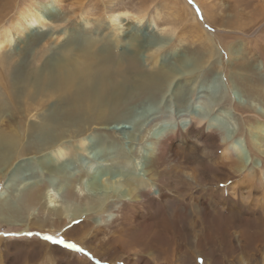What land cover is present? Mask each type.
<instances>
[{"label": "rangeland", "instance_id": "rangeland-1", "mask_svg": "<svg viewBox=\"0 0 264 264\" xmlns=\"http://www.w3.org/2000/svg\"><path fill=\"white\" fill-rule=\"evenodd\" d=\"M31 1L19 0V5L14 6V10L12 9L4 20L0 21V31L2 28L10 31V26H12L13 21L22 10L23 3L28 5V2L31 3ZM78 1H82L84 10L88 11V14L85 15L88 20L87 25L83 19L84 16L80 15L77 9L69 7L70 3ZM49 4L46 5V8L47 6L48 9L50 8L48 10L50 13L56 14L59 11L61 18L67 16L69 20L66 21V24L51 23L43 16V20L45 19L43 21L45 25L42 28L43 33H58L65 30L70 35L71 42L83 45L84 37L89 36L82 31L83 29L92 31L94 37L102 35L101 37L104 38H109L114 34L115 37L122 39L123 35L128 32V34H134L138 41L137 44H141L143 47L154 45V48L157 49L156 55H154L165 66H175L177 65L176 61L179 60L182 61L183 66L189 65L193 67L195 65L197 67L205 66V68L197 80L190 84L194 86V94L188 97L184 105H180L181 107L172 105L171 102H160L158 99L159 92H157L151 98L140 99L135 103V108L133 107L127 113L103 114V117L96 112L77 116L71 115L61 120L59 123L60 128L58 126L52 128L47 125L50 120H53L52 117L57 116L49 107L51 103H46L44 108L34 106L28 114H22V116L24 115L23 117H18L15 114L16 119H20L25 126L19 130L6 129L5 127V129L3 127L0 129V134H3V136H18V144L13 147L7 146L4 141H2V144L0 143V155H2L0 156V193L4 192V197L9 199L6 202L2 200V203H6L9 206L7 213L8 215L10 214L8 216L6 213L7 218L2 214L3 223L0 225V264H17L18 262H20L19 264H264V240L261 238L263 242L259 244L257 238H255L256 241L250 239L251 235L253 238L254 232L258 235L259 233L261 234L264 226V190L258 189L254 194L252 193V196L255 195L254 199L258 197L257 195H262L260 196L261 203H255L258 204L257 207H252L253 209L256 208L255 211L257 212V215H254L253 218L252 216L250 218L244 217L248 214L246 215V211L243 209L245 207H242L244 204L247 206L253 204L252 201L238 202L236 208H232L228 203L218 201L220 197L218 188L223 189V186L228 187L234 184V176L228 175L229 169L223 165L228 163V159H225L227 157H225L226 153L224 154L223 147L225 146L219 142V137L217 136L219 133L216 132L218 134L214 135L216 136L214 143L196 142L194 139H188L185 135V132L191 126H195L194 122L190 123V121L194 120L200 121L199 129L206 135H210L209 132H206V128L209 125L210 128H220L221 131L223 129L224 133L221 132L223 133L222 135H225L228 140H234V144L237 143L236 148L240 150L242 160L247 161V164L251 163L250 169L248 167L249 170H252L251 167L256 163L260 164L258 150L253 151L256 156L258 154L257 158L247 146V141L254 143V145L261 143L264 148L263 132L261 133L260 131L262 138L253 129L256 124L264 122L262 121L264 120V21L253 27L249 32L245 28L247 25L252 26L249 21L259 12V0H252L251 2L249 0H238L237 3L236 0H67L63 2L64 10L63 8L55 7L53 3L49 2ZM104 5L111 7V9L114 8V11L111 12L114 13L113 15L118 14L116 23L113 24L114 26H111L108 19L105 20L103 27L97 25L101 19V13H106L103 9ZM116 11L118 12L115 13ZM124 12H127L126 16H124ZM75 13L76 15L74 16ZM209 15L217 20L211 27L206 20H210ZM107 16H110V13H107ZM200 23L204 27L201 28ZM129 25L130 29L124 32ZM202 29L211 36L209 44L206 41V33L204 34ZM19 36L21 35L11 29L9 44L4 48L5 50H1L2 54L10 56L9 60L11 62L9 61V65L11 67L14 66L10 74L12 82H17V79L27 77L26 72L31 71V66H35L36 68L34 69L40 70L41 73L45 71L43 74L53 71L52 60L59 58L61 54L59 52V44L63 40L68 41L64 36L65 38L61 39L58 45H51L46 48L43 62L41 61V65H35L30 63L33 53L31 49L26 50L27 55L24 53V55L20 56L19 53L21 48H24L27 44L28 39L37 36V33L25 35L24 37ZM129 38L124 37V42L122 41L119 44L120 46L116 51V55H119H117L118 57L136 56L133 47L127 43ZM159 46H162V48L160 49ZM97 47L101 49V44ZM50 51L51 53H49ZM137 55H139L138 59L145 68L148 69V67L152 66L148 60L150 54L145 52ZM19 60L25 61V65L21 66V68L18 67L19 64L17 63ZM239 64H244L246 68L240 69L238 67ZM10 112L11 108L9 107L5 114ZM20 112H23V110L18 113ZM243 118H249L251 122L244 124ZM32 124H35V127L30 128L29 126ZM116 124L123 126L124 131L113 134L100 129L104 126ZM216 126L218 128H215ZM46 128L51 129L46 130ZM163 132H168L169 136L167 135L166 141H164L158 155L162 164L161 170L163 171L160 170L162 181L159 189L162 194L159 200L156 193L151 194L150 191H146L148 197H146V200H149L148 204L135 205L131 201L122 202L120 203L119 211L110 210L100 215V211L93 210L94 208L89 205L90 201L85 196L86 191L83 190L81 195L83 198L81 200L89 207L86 206L85 208L87 209H85L83 201H66L67 210L73 215V218L65 221L61 231L66 233L71 231L72 233L76 229L81 228L82 231L80 233L70 236L71 239L80 240V243L68 237V241H64L65 239L61 237L60 232H52L54 229L50 224L43 227L46 231L42 229L35 231L36 227L42 226L37 221L40 220L41 214H37V211H35L34 216H30V218L27 216L25 207L22 208L17 201L25 189L31 188V185L36 183H44L51 193H55V199L61 202L65 200L62 184L66 180L76 176L81 177L82 183H86L88 178L98 172L111 170L114 172L103 173L107 174L108 177L110 175L111 179L107 180V176H102L103 179L100 177L99 184L102 180L105 186L109 189L111 187L110 192L116 195L127 194L128 187L124 181H131L135 185L134 181L140 179V175L141 178L148 175L147 173L150 169L148 161L151 157L149 145ZM153 137L154 139L151 140ZM80 138L85 139L83 141L85 146L83 150H81L78 143ZM169 138L173 139V142ZM256 138H259V140H255ZM59 139L65 144L68 153L58 158L48 153L58 143ZM19 144L20 148L18 147ZM167 146L168 148H166ZM176 155H178V158ZM185 157L186 159H183ZM172 158L183 159L181 161H201L206 168V179L209 183L205 186V190L200 191V189L193 186L188 187L181 184L180 179L173 173ZM36 159L38 161L45 160L47 168L48 164L62 166L61 170L63 171L60 173L65 175H61V178H59V172L50 175L48 173L40 174L34 166ZM260 169L262 168H257L256 172L258 176L264 177V174H260ZM123 172L129 173L130 176ZM118 174L121 177L126 175V177L121 178ZM170 177L172 178L170 179ZM84 186L85 189H89L87 188L88 184ZM155 189V187H152L151 191ZM227 193L229 195L230 191L227 190L225 196ZM260 197L257 199H260ZM201 201L204 202L202 208L205 209V211L203 210L205 220L210 224L204 225L200 218L202 215V212L199 211L202 204ZM228 201L229 199L226 198V202ZM214 203H216L215 206H212ZM35 205L33 208L40 212L41 207L38 204ZM221 206L228 209L226 214L230 213V216L232 212L239 214L238 210H240L242 218L239 220L240 223L238 225L241 226L243 224L244 226L252 222L250 224L253 226H251V230L246 229L244 231L245 236L243 234L242 238L216 237L212 230L216 226H221V224L225 226V224L229 223H227L228 219L230 218L229 221L232 219L228 216V219L225 218L222 221L217 218L221 224L213 221L212 208L216 207V209H219ZM114 214L116 217H112V219L108 217ZM247 218L250 221L246 223ZM12 219L29 224L35 229L26 233L21 227L9 225L13 221ZM252 219L255 220V223H253L254 220ZM235 220L233 218V222ZM211 227L214 228L211 230ZM119 230L123 232L120 235ZM108 232L111 235H106ZM46 236L52 237V239H46ZM194 236L198 237L195 241ZM245 238L248 239L246 240ZM56 241H62V243H57ZM38 244L57 247L65 250V253L56 252L52 249H50V253H47L46 249L38 247ZM87 244L90 249H88ZM69 245H75V247H69ZM94 248L98 257H93ZM144 248L147 251H144ZM27 255H32L31 261L27 259ZM37 257L40 258L37 260Z\"/></svg>", "mask_w": 264, "mask_h": 264}, {"label": "bare ground", "instance_id": "bare-ground-1", "mask_svg": "<svg viewBox=\"0 0 264 264\" xmlns=\"http://www.w3.org/2000/svg\"><path fill=\"white\" fill-rule=\"evenodd\" d=\"M64 1H67V0H41V1L32 0L31 3L28 2V5L23 3L22 10L20 11L17 18L13 21L12 26H10L11 29L15 33L20 34L22 37H24L25 35H32L34 33H37V36L31 37L28 39L27 44L24 46V48H21V51L19 53V55L21 56V55H24V53L25 54L27 53L26 50L31 49L33 51V53L31 55L32 58L30 59V63L35 64V65L36 64L41 65V61L44 58L46 48H49L51 45H58L59 44L58 42L61 39H64L65 37H66V39H68V41L63 40V42L61 44H59V52L61 54L59 55V58L52 60L53 65H54V67H53L54 70L51 72L43 74L45 71L41 73L40 70L34 69V68H36L35 66H31V71L26 72L27 77H25L23 79L19 78V79H17L18 80L17 82L13 81L14 82L13 83L12 79L10 77V74H11V71L14 68V66L11 67L9 65V61L11 62V60H9L10 56H6V55L2 54V51H1L2 49H4L9 44V36H10L11 29H10V31L5 29V28L1 29V31H0V129H2V127L3 128L5 127L6 129L11 128V130L12 129L19 130V129L23 128L25 126V124H23L20 119H16L15 114H17L18 117L19 116L23 117L24 115L22 116V114H26V113L28 114V112L31 111V108H33L34 106H39L40 108H44L46 103H51V106L49 105V107H51L50 109L57 115V116H54V118L52 117L53 120H50L49 123L47 122L48 123L47 125L52 127V128L57 127V126L60 128L61 126H59V123L61 122V120L65 119L67 116L69 117L71 115L77 116L79 114H85V113L93 114V112H96L97 114H99V116H102L103 114L104 115H107V114L112 115V114H118V113H127L133 107L135 108V106H134L135 103L138 102L140 99L151 98L157 92H159L158 93L159 94L158 99L160 100V102H163V103L171 102L172 105H175V106L184 105L187 98L191 97V95L194 94V88H193L194 86L190 85V84L192 82H194L195 80H197V78L203 73L202 71L205 68V66H199V67H197L195 65L193 67H190L189 65L183 66L182 61H179V60L176 61L177 65H175V66H165V65H163L164 63L161 64L160 63L161 61L159 62V60L157 59L158 57L155 56L157 49L154 48V45L153 46L148 45L146 47H143L141 44H137L138 41H137V38L134 36V34L132 35V34H128V32H126V34L123 35L122 39H119V37L118 38L115 37L114 34H113V36L109 35L110 36L109 38H104V37H101L102 35L99 37L98 36L94 37L92 35V31L83 29L82 31L84 33L88 34L89 36L84 37V39H83L84 42L82 45V44H75V43L71 42L70 38H69L70 35H68L65 30L59 31L58 33H56V32L55 33H43L42 28H44V26H45L43 21H45V19L49 20L51 23H59V24H66V21L69 20L68 19L69 17H67V16H64V18L63 17L61 18L60 17L61 13H59V11L56 14H52L48 11L50 8L48 9V6L46 8V5L49 4V2H50V3H53L55 5V7H60L61 9L63 8V10H64V8H65V6H63ZM251 1L252 0H249V2H251ZM81 2L82 1H78L76 3L72 2L69 4L70 5L69 7L70 8L73 7V9H77V11L80 12V15L84 16L83 19L85 21V24L87 25L88 20H87V18H85L86 17L85 15L88 14V11L84 10V6L82 5ZM237 2H238V0H236V3ZM19 3H20L19 0H0V21L1 20L3 21L4 18L14 8V6H16V5L18 6ZM66 4H68V3H66ZM259 4H260L259 5V12L255 16H253L251 18V20L249 21V23L252 26L247 25L245 27L246 31H248V32L253 27H255L256 25H258L259 23L264 21V0H259ZM103 9L106 11V13H104V12L101 13L102 14L101 19L99 20L97 25H99L100 27H103L105 20L108 19L111 23V26H114L113 24L116 23V20L118 18L117 17L118 14L113 15L114 13H111V12L114 11V8L111 9V7H109L107 5H104ZM77 11H74V12H77ZM117 12L118 11H116L115 13H117ZM107 13L108 14L110 13V16H107ZM126 13L127 12L123 13L124 16L127 15ZM72 14H73V11H72ZM75 15H76V13L74 14V16ZM43 16L46 17L44 20H43ZM130 16H132V15H130ZM138 17H140V16H138ZM208 17L210 18V20L206 19L207 24L210 25V27H211L217 22V20L213 19L210 15ZM96 20H98V19H96ZM200 25H201V28L204 27L203 24L200 23ZM80 29H81V27H80ZM129 29H130V25L127 26V28H125L124 32L126 30L128 31ZM202 31H203V29H202ZM203 33L204 34L206 33V37H207L206 41L209 44V39L211 37L210 34L205 32V31H203ZM21 36H19V37H21ZM130 36H133V37H130ZM124 37L125 38L130 37L128 39L127 43L133 47V50L136 53L137 57L135 55H133V56H127L125 58H123V57L121 58V57H118L119 56L118 54H117L118 56L116 55V51L118 50V47L120 46L119 44L123 41ZM99 44H101V49L97 47ZM159 47H160V49L162 48V46H159ZM206 49H207V47H206ZM57 50H58V48H57ZM204 51H205V49H204ZM52 52H54V51H52ZM145 52L150 54L148 60L152 64V66L148 67V69L145 68V66H143L142 63H140V61L138 59L139 55H137V54L145 53ZM49 53H51V51ZM54 57H55V55H54ZM21 59H23V58H21ZM47 59H49V58H47ZM24 62H25L24 60H19L17 63L20 66L18 65V67H20V68H21V66L23 67V65H25ZM45 62H46V60H45ZM10 64L12 65V63H10ZM47 64H49V63H47ZM28 65H29V63H28ZM37 66H39V65H37ZM238 67L240 69L246 68V66L244 64H239ZM27 68H29V67H27ZM149 70H151V71H149ZM14 78H15V76H14ZM9 107L11 108V112L9 114L6 113L7 114L6 115L5 112L7 111V109ZM182 107H184V106H182ZM22 110H23V112L18 113L19 111H22ZM95 117H97V116H95ZM263 118H264V116H263ZM45 119H46V117H45ZM70 121H71V119H70ZM262 121H264V120H262ZM191 122H194L195 126H193V127L191 126V128H189L185 132V135L188 137V139L191 138V139H194L196 142H202V143L203 142L204 143H206V142H213L214 143V141L216 140V136H214V135L215 134L217 135L219 133L220 136H219V134L217 135L219 137V142L221 144H223V146H225V147H223L224 148V154L226 153L225 157L226 156L227 157L225 159H228V163H224L223 165H224V167H227L229 169L228 175L234 176V184L233 185L231 184L228 187L223 186V189L218 188V190L220 191L219 192L220 197L218 198V201H222V203L223 202L228 203V204H230V206H232V208L233 207L236 208L238 202L242 203V201L246 202V200L252 201L253 204H249L248 206L244 204V206H242V207H245L243 209L246 211V215L248 214L247 216H244V217L250 218L252 216V218H253L254 215H257V212L255 211L256 208L253 209L252 207H255V206L257 207L258 204H255V203H261V197L260 196H262V195L256 194L258 197H260V199H257L258 197L254 199L253 197L255 195L254 196H252V195L258 189L264 190V183H263L264 177L258 176V174L256 172L257 168L260 167V168H262L259 171L260 174H264V159H263L264 158V148H263V146L261 145V143L254 145V143L248 142L247 141L248 138H247V140H246L247 146L249 147L250 151H252L253 155L256 156V154L253 151L258 150L259 157H260L259 158L260 164L256 163L255 165H253V167H251L252 170H249L250 169L249 166L251 165V163L247 164V161L242 160L240 150H238L236 148L237 143L234 144V140H231V139L228 140V138H226L225 135L223 136L222 135L224 133L223 129L221 131L220 128L214 129V128H210V125L209 126L207 125L208 127L206 128V132H209L210 135H208V134L206 135L203 133V131L201 129H199L198 125H200V121L194 120V121H190V123ZM249 122H251V120H249V118H246V119L243 118L244 124H248ZM213 126H215V125H213ZM29 127L30 128L35 127V124H32ZM36 127H38V126H36ZM215 128H218V127L216 126ZM47 129L48 128H46V130ZM49 129H51V128H49ZM100 129L102 131L112 132L113 134H115L117 132H121L122 130L124 131V127L121 126L120 124H116L113 126H104ZM253 129L255 130V132L257 131L256 133L262 137L261 133L263 132V134H264V122H260V123L256 124ZM58 131L60 132V130H58ZM260 131H261V133H260ZM42 132H44V131H42ZM216 132H218V133H216ZM221 132H223V133H221ZM167 133L163 132L159 137H157L155 139L153 137L151 139V140H153V139L154 140L149 145L151 157H150V160L148 161L150 169H149L148 173L146 172L148 175H146V176L142 175V176H145L143 178H141V175H140L139 176L140 179H137L134 181L136 183L135 185L131 181H127V182L124 181L128 187L127 194L116 195V194L110 192L109 190L111 189V187L109 189L107 186H105L103 184L104 181H102V180H101L102 184L101 183L99 184L102 176L103 177L107 176V174H109V172L111 171V170H109V171L103 170L102 172H100V173L98 172L94 176L90 175L91 178H88L86 183H82L81 177H76V176L74 178H70V179L66 180L65 183L62 184V187L64 189V194H65L64 195V197H65L64 201L58 202V200L55 199V195H54L55 193L54 194L51 193V191L49 189H47V187L44 183H42V184L36 183V184L31 185L32 187L29 189L28 188L25 189L24 192L21 194V196H19L17 201L21 204L22 208L25 207L26 212H27V216H29V217L34 216L35 211H37L36 212L37 214L38 213L41 214L40 220H37V221L40 223L39 225H42V226L36 227L35 231L40 230V229L46 231V229H44L43 227L48 226L50 224L54 229L52 232H60L61 237L64 238L65 239L64 241L67 242L68 238L71 239L70 236H72L73 234H78L82 230H81V228H78L75 231H73L72 233H71V231L68 232L71 234H68L66 232H61L63 225H65V221L73 218V215H71L69 213V211L67 210L68 206H67L66 201H68V202L69 201H74V202L83 201V200H81L83 198V197H81L83 190L86 191L85 196H87L88 197L87 199L90 201L89 205L92 208H94L93 210L100 211L101 212L100 215L101 214L103 215V213L108 212L110 210L111 211H113V210L119 211L120 207H121L120 203H122V202L131 201L135 205L136 204L143 205V203L148 204L149 200H146V197H147L146 191H150L151 194L156 193L157 199L159 200L160 195L162 194L161 190L159 189V186L161 185V181H162L161 180V178H162L161 174L162 173H160L162 164H161V161H160L158 155L160 154L161 147H162L164 141H166L167 135L169 134V133L168 134ZM238 133H240V132H238ZM243 135H244V130H243ZM5 136H3V134L2 135L0 134V143L1 144H2V141L6 142L7 146H11V147H13L15 144H18V142H17L18 136L17 137H14V136H6L5 137ZM48 136H49V134H48ZM113 137H115V136H113ZM256 137H257V135H256ZM57 138H58V136H57ZM169 139H171V138H169ZM257 139L259 140V138H256L255 140H257ZM20 140H21V138H20ZM84 140H83V138H80L78 140L79 141L78 143L80 144L81 150H83V148L85 147L84 142H83ZM172 140L173 139H171V142H173ZM251 141H253V140H251ZM253 142H255V141H253ZM19 146H20V144L18 145V147ZM95 147H97V146H95ZM87 148H88V146H87ZM166 148H168V146ZM67 153L68 152L66 150L65 144L62 141H60V139H59L58 143L52 148V150L49 151L48 154L49 155L53 154L59 158V157L65 156ZM148 154H149V150H148ZM0 156H2V155H0ZM177 156L178 155H176V157ZM187 156H189V155H187ZM257 156H258V154H257ZM129 158H130V156H129ZM183 159H186V157ZM183 159H181V160H183ZM181 160H179V159H173V161L170 160L173 162V173L177 176V178L180 179L181 184L188 186V187L193 186L197 189H200V191H203L205 186L208 185L209 183L206 179V168L203 166L202 162L199 160H193V161H188V160L181 161ZM39 161H38V159H36L34 162V166H35V169L37 170V172H39L40 174L48 173L50 175V174H57L58 172L62 173V171H63V170H61L62 166L59 167V165L53 166L52 164L51 165L48 164V168H47L45 166V163H46L45 160H39ZM162 161H163V159H162ZM223 161H224V159H223ZM53 164H54V162H53ZM65 164H64V166H65ZM22 167H23V165H22ZM166 167H167V165H166ZM248 167H249V169H248ZM113 172L114 171H111V173H113ZM0 173H1V169H0ZM61 173H60V177L58 176L59 178H61V175H62ZM103 173H107V174H103ZM167 173H168V170H167ZM124 174H126V173H124ZM132 174H135V173H132ZM170 174L172 175V173H170ZM64 175H62V176H64ZM121 175H122V173H121ZM126 175L130 176L129 173H127ZM126 175H125V177H126ZM235 175H238V176H235ZM116 176H117V174H116ZM118 176H120V175L118 174ZM125 177H121V178H125ZM106 178H107V180H110L111 176L109 175V177L107 176ZM106 178H105V180H106ZM136 178H138V177L136 176ZM163 178H165V177H163ZM171 178L172 177H170V179ZM114 179H113V181H114ZM117 179H119V178H117ZM121 182H122V180H121ZM85 184H88L87 188H89V189H85V186H84ZM223 184H225V183H223ZM152 187H155L156 189L154 191H151ZM210 187H212V186H210ZM240 189H242V191H240ZM206 190H207V188H206ZM227 190L230 191V194L228 195V193H227L225 196V192H227ZM114 191H115V188H114ZM207 195H209V194H207ZM226 198L229 199L228 202H226ZM2 200L4 202L9 200L7 197H4V192L0 193V202H1L0 203V225H2V223H3L2 222L3 221L2 220V214H4L5 218H7L6 213H7V210L9 208V206L6 203H2ZM139 202H141V203H139ZM201 202H202V204H201V208H199V211L202 212V215L200 218L202 219V223H204V225H205L209 222H206V220H205V214L203 213V210L205 211V209L202 208V206L204 205V202L203 201H201ZM35 204H38L41 207L40 212L33 208L36 206ZM215 204L216 203H214L212 206H215ZM83 206H84V208L87 206V204H84V201H83ZM87 207H89V206H87ZM228 207H229V205H228ZM232 208H231V210H232ZM260 208H261V206H260ZM85 209H87V208H85ZM212 210H213L212 211L213 212V221H217L220 224H221V222H219L217 220V218L220 219L221 221L225 220V218H227V216L232 218L231 221H229L230 218L229 219L227 218L228 219L227 223L228 222L229 223L225 224V226H222V224H221V226L219 225L217 227L215 225L216 228L214 230H212L214 227L213 228L211 227V230L214 231V234L216 235V237H226V238L240 237V238H242L244 231H246V229H250L252 226V225H250V224H252V222L249 224H245L244 226H243V224L241 226L238 225V223H240L239 220L242 218L241 214H240V210H238L239 214L232 212L231 216L229 215L230 213L226 214L228 209L224 208L223 206H221L219 209H216V207H213ZM20 212H22V211H20ZM263 212H264V208H263ZM184 213L186 214V212H184ZM7 215H8V213H7ZM180 215H184V214H180ZM82 216H83V214H82ZM85 216H86V214H85ZM108 217L112 219V217H116V216L114 214V215H109ZM140 217H142V216H140ZM186 217H187V215H186ZM233 218L236 219L235 222H233ZM249 218L246 219V223L250 221ZM261 218H262V216H261ZM36 219H38V218H36ZM183 219H185V217H183ZM252 220H254V219H252ZM257 220H259V219H257ZM210 222H211V220H210ZM253 223H255V220ZM9 225L21 227V228H23V231H26V233L32 229H35L32 226H30L29 224L22 223L21 221H18V220L11 221ZM194 226H195V224H194ZM143 228H145V227H143ZM146 228H149V227H146ZM50 232H51V230H50ZM120 233L121 234L123 233L122 230H119V235H120ZM137 234H138V232H137ZM106 235H111V234L108 232V233H106ZM197 236H194V241L196 238L198 239ZM244 236H245V234H244ZM263 237H264V226L262 227L261 234L259 233V235H258L257 233L254 232L253 238H252V235H251V238L250 237L249 238L253 239V241L255 240V238H257L258 243L261 244V242H263L261 240V238L264 240ZM71 240H74V241L79 242V243L81 242L80 240H77V239H71ZM120 240H122V238H120ZM244 242H246V241H244ZM250 242H252V241H250ZM37 246L43 248L44 250L46 249L47 253H50V249H52L53 251H56V252L65 253V250H62L60 248L58 249L57 247H51V246L46 245V244L45 245L44 244H38ZM87 247H88V249H90L89 245ZM153 247H155V246H153ZM256 249H257V247H256ZM143 250L147 251V249H145V248ZM261 250H259V252H261ZM93 251H94L93 257H98V254L95 252V248L93 249ZM245 251H244V253H245ZM163 252H165V251H163ZM34 254H36V253H34ZM150 254H152V253H150ZM203 255L205 256V254H203ZM31 257H32V255L28 256L27 259L29 261H31ZM39 258L40 257H37V260ZM47 259H49V258L47 257ZM19 263L20 262H18L17 264H19ZM75 263H77V262H75Z\"/></svg>", "mask_w": 264, "mask_h": 264}, {"label": "snow or ice", "instance_id": "snow-or-ice-1", "mask_svg": "<svg viewBox=\"0 0 264 264\" xmlns=\"http://www.w3.org/2000/svg\"><path fill=\"white\" fill-rule=\"evenodd\" d=\"M46 239H49V240H51L52 239V237H46ZM57 243H62V241H56ZM69 247H75V245H69Z\"/></svg>", "mask_w": 264, "mask_h": 264}]
</instances>
